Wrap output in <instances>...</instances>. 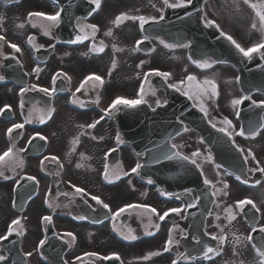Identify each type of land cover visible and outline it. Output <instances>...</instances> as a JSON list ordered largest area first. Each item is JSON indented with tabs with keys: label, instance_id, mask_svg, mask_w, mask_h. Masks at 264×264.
<instances>
[{
	"label": "flooded vegetation",
	"instance_id": "flooded-vegetation-1",
	"mask_svg": "<svg viewBox=\"0 0 264 264\" xmlns=\"http://www.w3.org/2000/svg\"><path fill=\"white\" fill-rule=\"evenodd\" d=\"M87 1V0H86ZM241 0H208L206 6L203 5V15L202 23L205 25V19L214 20L217 24L220 25V28L227 34L232 35L239 31L240 23L236 20L235 8L239 6ZM256 5H263L264 0H249V3ZM170 2H175V0H170ZM242 2V1H241ZM261 2V3H260ZM94 6V5H93ZM95 7V6H94ZM251 7V6H250ZM1 8V7H0ZM163 0H102V7L99 11L93 12L92 16L87 21H82V19L75 20V26L77 28V23L79 22L80 26L83 27L86 24H95L98 26L99 31L96 33L95 39L91 38V30L85 28L84 33L78 35H89V39L78 42L74 46H66L58 44L55 39L44 34V29L41 27L43 22L37 30L31 29L26 25L24 17L29 13L31 9L33 11L43 12L45 8L41 5L39 0H25L23 5L15 6L12 8L6 9L2 14V22H0V30L4 31L3 34L9 40L19 41L22 37H34V42H38L39 45L37 48L48 47L54 45L56 50L55 53L51 56L52 58L46 61L43 64H39L34 59L36 49L25 48L23 49V54L26 57L25 60V70L30 72L28 77V84H36L41 87H49L50 79L57 73H66L68 77H71L70 82L65 79L63 76H57L56 79H62L68 92L66 95L69 96L70 100L73 103L84 104V101H89L90 98L96 103L97 97H99L100 102L105 105V108H109L112 103L114 94H123L126 97L131 96L133 93L138 91V88L142 85V74L145 67L149 68V71L159 70L161 67L158 66V59L160 56L162 58L171 57L170 49L165 48L163 44L160 43V39H151L150 41H145L142 44V49H147V53H144L141 49L134 51L136 41L141 39L144 33L139 29L138 21H125L119 27H115L112 21L117 15L121 13H127L129 15L145 17H156L159 18L161 11L164 10ZM252 8V7H251ZM255 10V9H254ZM27 12V13H26ZM226 20H232L233 23L230 27L227 26L224 22ZM16 21L19 25L23 24L24 27H19L23 31H16L13 27V22ZM235 26V29H234ZM243 29L250 30L248 23L242 25ZM109 29L112 30V36H105L104 33ZM255 31V29L253 30ZM103 41L105 50L103 52H97L93 49V44H96L98 47L100 42ZM55 43V44H54ZM115 46V48H114ZM123 49L122 51H116L115 49ZM155 49V51H153ZM0 76H2L1 63L3 58L12 54L5 46L0 49ZM149 56L151 58V66L147 63H144V57ZM173 58V57H172ZM115 60L116 66L113 68L112 62ZM143 62V63H142ZM39 65L41 71L37 76L35 73H32L34 66ZM185 70H189L185 67ZM207 71V70H206ZM91 74L99 75L103 78L104 83L102 85L97 84L94 81H88L84 84L83 88L79 92L76 91L80 87L81 83L85 81L86 77ZM64 87V85L62 84ZM19 88L15 83L0 81V108H3L5 105H10L11 115L8 118H4L0 115V155H3L5 151L13 144H15L14 153H17L18 150L24 149L27 143L26 133H28L32 127L33 122L39 121L40 111H34V109H42L43 106L40 102H34L32 104H26L22 112H19L17 109V103L19 101L20 95L18 94ZM222 98H216L215 104L211 110L213 115L218 119L211 120L212 122L217 123V120L220 119V116L228 117V114H223V103ZM93 110V109H92ZM32 112V116L29 117V112ZM95 115L91 114V109L86 108L84 111H77L74 114V118L77 122L83 124L87 127L89 124H92L102 118V120L97 124L98 128H103L105 135H111L112 132V122L106 117V110L104 115L97 113L95 110ZM110 117V114H108ZM26 118L30 119L31 122L25 123ZM15 123H24L23 129H18V131L12 134L13 138H9L7 134V129ZM83 127V128H84ZM88 128V127H87ZM23 152L18 153L19 157L23 159V168L17 167L15 171H12L8 167V160L6 158L5 165L3 166L4 174L10 179H4L0 182V215L3 214V211L8 209L10 201L13 199L15 185L20 182L23 175L34 176L39 181V188L37 196L29 204V214L30 220L33 224V227L26 232L25 237L27 236V246L35 249L36 242L41 238V226L38 224L39 218L45 214L47 215V205L44 204V196L42 190L45 188L47 182V175L44 170L42 172L40 161L37 158L30 156H24ZM34 167L39 169L38 173H35ZM214 182L215 188H223L222 179L220 177L209 178ZM220 181V183H217ZM229 185L227 196L218 194L215 200V217L210 220L206 226V231L209 234L219 237L224 235L227 237V240L223 245L219 243L217 239L218 246L217 251L220 252V255H214L212 260L202 259L199 262L200 264H260V257L257 255L256 251L251 247L245 245V236L248 230L247 226L244 225H235L231 223H224L221 219V216L226 218L228 217L227 209L232 207L235 208V202L239 201L241 196L247 194L245 189L240 188L235 182L225 181ZM42 185V188H41ZM215 189L213 188V191ZM250 191V190H248ZM250 198L261 208L260 217L264 221V190L259 188L257 190H251ZM107 200V198H106ZM57 199L54 200L56 204ZM53 202V199L50 200V203ZM163 209L166 207L165 204H161L158 199H155L153 202ZM56 204V208H57ZM53 211L57 212V209L52 207ZM219 216V219L216 217ZM10 219V218H9ZM58 220L59 218H53V220ZM262 221V223H263ZM38 225V226H37ZM219 225V227H217ZM161 227H165L164 225ZM184 236L188 235V225L185 222L184 226ZM77 229H85L83 226H76ZM221 228L223 232L221 233ZM181 231V229H178ZM106 235V233L103 231ZM174 240H176V237ZM237 237L239 241H237ZM79 240L77 238V244ZM85 246V244L83 245ZM92 249L98 251L101 250V245L98 243H93ZM102 252V251H100ZM35 264H40L41 260L37 257L34 259ZM188 264L192 263L191 259L187 260ZM95 264H102L100 261H93Z\"/></svg>",
	"mask_w": 264,
	"mask_h": 264
},
{
	"label": "snow or ice",
	"instance_id": "snow-or-ice-1",
	"mask_svg": "<svg viewBox=\"0 0 264 264\" xmlns=\"http://www.w3.org/2000/svg\"><path fill=\"white\" fill-rule=\"evenodd\" d=\"M87 3L89 5H94L95 7L93 9H91L90 11L92 12H97L101 9L102 7V0H87ZM244 3L248 4L249 0H244ZM192 4V0H175V2H170V0H163V5L166 8H172V9H178V8H183V9H187L190 5ZM253 9L256 10V15L259 17V22H260V31L262 33H264V11H261L260 9H264V5H256V4H251L250 5ZM64 11L63 8H61L60 10L56 11L55 14L52 15H48L45 14L43 12H39V11H32L28 14V18L29 20H31L33 17L38 18L42 21H46L48 23L46 24H42L41 27L44 29V34L47 36L51 35V28L54 27H59L60 23H61V14ZM161 11V15L159 16V18L156 17H145L143 15L140 16H135V15H129L127 13H121L120 15H117L115 17V19L112 21V23L114 24L115 27H119L122 23H124L125 21L131 20V21H138L139 22V29L142 33L146 32L145 29V25L147 24H159L160 21H162L164 19V16L162 14V10ZM198 11H203L202 9H198ZM188 16H191L192 13H188ZM3 18L0 17V22H2ZM253 29L257 28V24L254 22L252 25ZM19 27H24L23 24L19 25ZM33 27H35V25H33ZM205 27H214L218 32L219 35L221 37H223L225 40L229 41L230 44L235 48V50L243 57L245 58L248 62H251L255 56L254 54H258L261 60H264V39H261L259 42L254 43L252 46L250 47H243L240 43H238L231 35L225 33L221 28L220 25L217 24L214 20H209V19H205ZM85 28L90 29L91 30V38L94 40L96 33L99 31V28L97 25L95 24H86L83 27H81L79 25V22L77 23V30L80 33H84L85 32ZM105 36H112L113 32L111 29H109L108 31H106L104 33ZM89 35L85 34V35H77L75 40L71 41L72 43H77V42H82L83 40L89 39ZM152 39V37L150 35H143L141 39L136 41V46L133 49L134 51H138L140 50V46L142 44L145 43V41H150ZM0 41H4L7 43V41L5 40V37L3 35H0ZM28 42L32 43L33 42V37H29L28 38ZM160 43L164 45L165 48L168 49H174L176 47H185V48H190L191 47V43H180V44H176V43H166L164 40H160ZM8 47H10L14 53H21L22 54V49L15 43H8ZM53 47H55L53 45ZM93 49L97 52H103L105 50V45L104 42L101 41L100 45L97 47L96 44H93ZM115 48V46H114ZM40 49L37 48L36 51H39ZM116 51H122L123 49H119L116 48ZM153 51H155V49H153ZM3 53H0V55H2ZM8 57H5V59H7ZM11 59L15 60L16 57L12 56ZM190 60H192V62L199 68L201 69H208V68H212L213 65L215 63H217V61L215 60H207V59H201V60H195L193 59L191 56L189 57ZM143 63V62H142ZM113 68H115L116 66V62L115 60H113L112 62ZM21 67H23V65H20ZM41 71V69L39 67L33 69V72L38 76L39 72ZM153 73H146L145 77H147L148 75H151ZM154 74L156 76L162 77L163 80L165 82H167L170 77H171V73L169 72H162L159 70H154ZM25 75H28V73H25ZM57 76H63L65 79H67L69 82L71 80V77H68L66 73H57L56 75L53 76L52 79V84L53 87L51 89L46 88V87H38V85H31L30 87H22L20 89V96H21V108H23V97L24 94L29 92V91H39L41 93H43L45 96L48 97H52L53 94L56 92V88H55V84H56V78ZM5 78L3 76H0V81H3ZM187 81L189 82H194L197 81V77L195 75H188L186 77ZM88 81H94L99 85H102L104 83L103 78L99 75L96 74H91L88 77H86L85 81H83L80 85V87H78L76 89L77 92H79L81 90V88H83L84 84L87 83ZM237 82H239V78L237 77ZM184 81L181 80L178 83H174V84H169L168 87L173 88L176 91H181V87L180 85H183ZM152 94L154 95L155 92L153 91ZM182 95L187 96L189 99H193V96L188 92V91H184L181 93ZM140 98L139 99H125L122 97H117L109 106V109L106 110V112H110L113 109H118V106H123V108L126 109H136L139 105L146 103V100L144 99V87L143 84L140 87V92H139ZM219 95L218 93V88H217V84L215 82L214 79H205L203 81L202 84H200L199 82L196 83V96L198 99L201 100V103L199 105V110L204 114L205 118H208V109L205 107L203 100L205 99H212L214 97H217ZM245 101H251L252 105L254 107H258L261 108L262 110H264V100H261L259 102H257L256 100L252 99L250 96L248 95H243L237 99H233L231 101L232 105L234 108L243 105L245 103ZM97 103H99V97H97ZM167 101H164L163 104L161 103V101L157 100L156 101V106L157 107H162L164 105H166ZM150 106V105H149ZM151 107V106H150ZM5 109H7L8 111H11V107L10 105H5L3 108H0V115H2L5 111ZM153 111H155L156 109L153 108ZM34 111H40V112H44L45 110L43 109H34ZM55 109L54 108H50L47 109V115L48 118L51 119L52 117V113H54ZM237 119H239L240 117V112L236 111L235 113ZM32 116V112H29V117ZM261 123L260 124H254L253 122H249L248 126L245 127L243 125H241L238 129L237 126L233 124V121L228 119L227 117L223 118L221 121H219V123L222 126H217V123L209 121L211 126L220 134H222L223 137L227 138L228 141L232 142L233 147L236 148V150L238 152H240L241 154H243V149H241L234 140V135L235 136H240V137H245V138H255L256 136L260 135L262 131H264V117H261ZM31 120L26 118L25 123H30ZM41 123H44V118L43 116H41L40 119ZM99 123V121H96L92 124H89L87 127L88 128H95L96 124ZM24 123H15L13 124L11 127H9L7 129V134L9 136V138H13L12 134L14 132V130L17 129H23L24 128ZM80 127H84L83 125H81ZM183 131L187 132L189 131V129L187 128V126H185L183 128ZM37 136H39V139L41 141H46V137L37 133L35 135H33L29 140H28V144H32V141L35 140L37 138ZM78 139V138H77ZM93 140L97 139L95 136L92 137ZM100 139L102 140L103 137H100ZM116 143L120 144L123 143V140L121 139V136L119 134V132L116 135ZM178 147V145L176 144H172V148L176 149ZM14 149H15V144H13L11 147H9L7 149V151H5L3 153V155H0V177L4 178V179H10V177L5 176L4 174V170H3V166L5 165V161L6 158H9L8 160V167L11 168L12 171H15V169L17 167L19 168H23V159L19 157L18 153L20 152H24L27 151V149H20L18 150L17 153H14ZM116 151L115 148L110 149L108 153L105 154V159L107 160L108 156L110 155L111 152ZM153 151L154 150H151ZM200 156L199 152H193L190 156L187 155H183L181 154L179 151L173 152V153H168L166 154V158L168 160H172V159H176L179 158L183 161L188 162L189 164L195 166L197 169L200 170V175L204 176L203 170L200 168V165L197 163V157ZM248 157H251L253 160H256V157L253 155V153L251 151H249L247 153V155L245 156V163L248 162ZM207 159L209 161H212V156L211 154H209V156L207 157ZM45 161H50V162H54L56 164L59 165V167L62 169L63 168V164L60 163L59 159L55 156H45L43 160L40 161V165H41V170H44V166H45ZM152 162L154 163H159L161 162V157L159 155H156L155 152L153 154L152 157ZM256 167L255 168H249L248 171L255 173V172H260L262 174H264V167L260 166V162L256 161ZM79 167V165H78ZM144 167L143 164L137 162L135 164L134 167L131 168L130 173L129 172H123L122 169H120V172H122V174L124 176H128L130 174H139L140 170ZM215 167L217 169H219L221 166L219 164H216ZM56 175H59V172L56 173ZM220 173L217 172V176H219ZM227 175H233V173L228 172ZM26 179L35 184V185H39V181L36 179V177L34 176H27ZM103 179L105 181H107L108 183H113L116 180L121 179V175L119 173H113L112 175H110V170H109V166L107 164H105L104 166V172H103ZM235 179L237 181H240L241 183H247V180H244L241 178L240 175H236ZM129 183H131V181H129ZM148 183L151 184L152 181L148 180ZM203 183L205 186H209L214 188L215 190L211 193V195L213 197H216L218 194L223 195V196H227L228 192L227 189L229 187V185L227 183H223V188H215V185L212 183V181H210L206 176H204L203 179ZM217 183H220V181H217ZM257 183H259V181H257ZM17 187H19V185H17ZM71 187L74 188L75 193L77 194H81V199H83L84 197H90V199L92 201L95 202L96 205H99L100 207H102L104 210H106L107 213L110 214L111 219L113 222H115L117 220V218H119L122 214L128 212L130 209H143L146 213H151L154 216H157L159 221H164L166 217H168L170 214H176L177 216H180L186 208L190 209V208H194L196 207L199 203H200V196H196L192 199H190L185 206L182 207H173L168 209L167 211H165L163 214H159L157 212V209L148 205H143L140 203H132V204H127L123 207L118 208L117 210L113 211L112 208L110 207V205L108 203H105L101 198H99L96 195H90L85 189L78 187L76 185H71ZM64 196H68V193H62ZM162 195H164V193H162ZM187 195L189 197H192V193L189 190L187 192ZM179 199V197H177ZM47 202V201H46ZM86 204L88 203L87 200L84 201ZM246 205H251V208L256 212V213H260L261 212V208L257 206L256 203H254L251 199L245 198L242 200H239L235 203V208L239 210V213H244L245 211V206ZM59 205H57L58 207ZM49 207L52 208L53 205L49 204ZM90 208H92V205H89ZM92 211L95 212L96 209L92 208ZM228 211V220L229 223H231L232 221L236 220L237 218V212H234L232 207H229L227 209ZM74 219H79V220H87L88 217L86 215H82L79 217H73ZM217 219H219V216L216 217ZM256 217L254 216L253 219H255ZM42 222L45 225H51L53 223V217L52 215H44L42 217ZM95 222L98 223H103V220H97ZM150 223H151V219H150ZM157 231L160 228V224H154L153 225ZM217 227H219V225H217ZM175 230V228L173 230L169 231L168 234V238L166 239L164 245H163V253H167L170 252L174 247H178L180 244L179 240H174L173 237V231ZM261 233H264V226L259 227L258 229ZM131 231V230H130ZM257 231V228L255 226L252 227V232ZM223 232V229L221 228V233ZM24 234V226L21 222L20 218L17 219H13L11 221V223L8 225L7 227V231L4 235H0V242L3 241H7L10 237H12L13 235L19 237L22 236ZM154 233H148V235H153ZM205 235H208V233H205ZM63 236L65 237H70L71 240L74 242L76 240V236L72 233V232H64ZM183 239H187V237H182ZM213 240H217L219 239V243L221 245H223L225 243V241L227 240V237L224 235H220L219 237L213 235L211 237ZM124 239L128 240H136L137 237L135 235H130V236H125ZM249 242L252 241L253 237L252 235H248L246 238ZM237 241H239V238L237 237ZM64 243H69V241L65 240ZM196 243L200 244L201 241L199 238H196ZM46 244V240L45 239H41L38 243V248L42 249ZM69 246H71V244H69ZM253 248L256 250L257 255L260 257V264H264V247L261 246H257V245H253ZM210 254H214V255H220V252L217 251L216 249L212 248V247H208L207 245H204L203 248V259L205 260H212L213 256ZM24 257H25V261L27 260L28 257H31L33 255L32 252H27V253H23ZM87 255L92 256V255H97L95 253H87ZM162 255V252L157 251V252H151L148 254V256L145 257V259H148L152 256H159ZM178 256L180 258H183L185 260L191 259V260H196L198 257L196 256H192L189 257L187 254L185 253H179ZM98 258L100 260H110V259H115V260H120V256L117 253H113L111 256H98ZM77 259H80V257H77ZM7 260V257L4 255H0V264H4V262ZM18 264H24L23 261L18 262ZM65 264H68L67 261H65ZM122 264V261H121ZM172 264H178V260H173Z\"/></svg>",
	"mask_w": 264,
	"mask_h": 264
},
{
	"label": "rangeland",
	"instance_id": "rangeland-1",
	"mask_svg": "<svg viewBox=\"0 0 264 264\" xmlns=\"http://www.w3.org/2000/svg\"><path fill=\"white\" fill-rule=\"evenodd\" d=\"M241 1L244 2V0H241ZM241 1L239 3H241ZM237 12L239 14V19L241 20L240 21L241 24H240V27H239V31L236 32V35H235V37L237 39V42L240 43L243 47L246 48V47L252 45V43L254 44L255 42H257L259 39H263L264 38V33H262L260 31V23L257 20L255 21V23L257 24L256 34L254 33V34H250L249 35L247 28L246 29L242 28V25H243L242 22L243 21H245V22L247 21V20H245V18L251 19V21L253 20L252 13L248 9V4L241 3V5L238 7ZM231 21L232 20H230V21L226 20L224 23L227 26L230 27L233 24V23H231ZM234 29H235V26H234ZM250 38H253V39L252 40H248ZM249 41H251V42H249ZM177 49L178 48L172 49L173 50L172 54H174V57H175V58L173 57L174 59L173 58H168L167 56L165 58L161 57V59H158V63L160 65V67L162 68V70H165V71H168L169 73H171V77H170V79L168 81L169 82H173V84L174 83H178L181 80L184 81L185 74H186L185 73V68H184L185 65H187L186 57L182 56L177 51ZM149 62H150V60H149ZM170 66H174V67L172 69H169ZM180 66H184V67H180ZM187 68H188V66H187ZM188 69L191 70L190 68H188ZM191 71H193V70H191ZM219 72H221V73H218V74L211 73L212 76H209V77L206 76V75L196 74V72H194L195 76L197 77V81L189 82L188 83L189 85H184V86H186L184 88H182L183 86H181V89H182V91H189L191 93V95L194 96L201 103V100L198 99L197 96H196V83L199 82L200 84H202L203 81L206 78L207 79H214L216 84L219 82V84L223 85V86H219L218 85V87L221 88V96H222V93H223V96H222L223 100H227L225 107L230 106V108H231L230 113H231V112H234V110H233L234 107H233L231 101L233 99H237V97L239 95H238V93L236 91V87L231 84V79L226 74H223L222 71H219ZM222 77H224V79H222ZM187 86L189 88H187ZM215 98L216 97H214L212 99H205V100H203V103L206 104L207 102H214ZM157 99H160V101H162V95L161 94H159V96L158 95L156 96L155 94L153 95L152 92L149 90L148 93H147L146 101H150V102H152L154 104V102H156ZM226 109H229V107H227ZM68 115H65L64 117H62L59 122H58V120L55 121V123H54L55 125L53 124L54 125L53 128L50 129V130H47L46 135L48 136L49 141H50L49 150H55L56 151V150L60 149V146L57 147V143L54 140V135H55L56 132L58 133L57 129H59L60 124H62V126L64 127V131L69 130V125H70V120L72 118V115L70 113H68ZM85 134H86V136H91L92 135L91 132H86ZM79 157L80 158L74 163L75 168L76 169H78L79 167H80V169L86 168L87 167V160L85 158L86 156L80 155ZM124 161L125 162L128 161L127 167H129L131 165V162H133V157L129 153H127V155L126 154L124 155ZM78 165H79V167H78ZM217 172H219V171L216 168H214V174L215 175H217ZM71 173L73 174V177L76 176V173L74 172V170H71L69 172V174H71ZM219 176H221V174ZM74 180L76 182L79 181L77 178H74ZM130 187L133 188L134 185L130 183ZM139 189H142V188H139ZM141 198H143V201H148V202H151V201L154 202L155 201V199L152 196L148 195L147 192H145V191H144V194L141 195ZM60 212L67 213V212H69V210H65L64 209V210H62ZM5 215H6V213H5ZM58 224H59L60 228H62L61 230L66 231V232H72L73 233L74 231L77 230V228L71 226L70 223L68 224L66 222H63V223H58ZM146 228L148 229L149 227H146ZM82 231H85L87 233H83ZM77 232H78V234L80 236V240H84L85 242H90V243H91V240H92L93 243H96L91 238L92 234L89 233L90 232L89 230H77ZM92 248H94V247L85 245V246H81L80 250L92 249ZM109 250H107V251H109ZM136 253H138V252H136Z\"/></svg>",
	"mask_w": 264,
	"mask_h": 264
},
{
	"label": "water",
	"instance_id": "water-1",
	"mask_svg": "<svg viewBox=\"0 0 264 264\" xmlns=\"http://www.w3.org/2000/svg\"><path fill=\"white\" fill-rule=\"evenodd\" d=\"M169 93H170V90H168V95H169ZM176 103H177V102H176ZM170 104L173 105V104H175V103H174L173 101L170 100Z\"/></svg>",
	"mask_w": 264,
	"mask_h": 264
}]
</instances>
